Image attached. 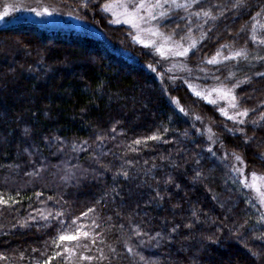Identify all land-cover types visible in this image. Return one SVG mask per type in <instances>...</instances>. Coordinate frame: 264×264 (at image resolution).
<instances>
[{
    "label": "trees",
    "instance_id": "16d2710c",
    "mask_svg": "<svg viewBox=\"0 0 264 264\" xmlns=\"http://www.w3.org/2000/svg\"><path fill=\"white\" fill-rule=\"evenodd\" d=\"M40 1L102 38L0 27V264H264L235 172L264 178V0H175L160 24L240 122L113 21L120 0Z\"/></svg>",
    "mask_w": 264,
    "mask_h": 264
},
{
    "label": "rangeland",
    "instance_id": "374dc122",
    "mask_svg": "<svg viewBox=\"0 0 264 264\" xmlns=\"http://www.w3.org/2000/svg\"><path fill=\"white\" fill-rule=\"evenodd\" d=\"M187 4L188 7L190 3ZM185 5L186 2L175 0H120L106 5L105 12L116 24L130 28L135 40L150 49L159 61L165 63L174 78L191 80L192 87L200 97L203 96L217 105L226 117L240 122L245 114L237 109L234 94L221 85L203 87L201 82L210 79L202 73L192 75L189 71L186 59L195 48L194 41L180 44L160 30V24L167 19L169 13ZM16 25H32L46 32L76 33L102 38L95 27L75 14L40 0H13L0 8V27ZM202 125L211 145L217 144L211 127L205 123ZM235 172L264 215V197L261 195L264 193V178L257 173L253 176V173L239 165L238 159H235Z\"/></svg>",
    "mask_w": 264,
    "mask_h": 264
},
{
    "label": "snow or ice",
    "instance_id": "6c2138e0",
    "mask_svg": "<svg viewBox=\"0 0 264 264\" xmlns=\"http://www.w3.org/2000/svg\"><path fill=\"white\" fill-rule=\"evenodd\" d=\"M46 11V10H45ZM181 54H183V53H181ZM238 55H239V53H238ZM236 159H240L239 157H236ZM253 176H255V173H253ZM253 187L255 186V185H252ZM258 190V189H257ZM261 195H262V197H264V193H261ZM4 203H7V201H3ZM84 235H87V233H84ZM60 239L61 240H70V239H76V237L75 236H71V235H62L61 237H60Z\"/></svg>",
    "mask_w": 264,
    "mask_h": 264
}]
</instances>
